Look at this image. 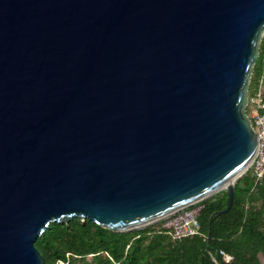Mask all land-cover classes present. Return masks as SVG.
Returning a JSON list of instances; mask_svg holds the SVG:
<instances>
[{
	"label": "water",
	"instance_id": "1",
	"mask_svg": "<svg viewBox=\"0 0 264 264\" xmlns=\"http://www.w3.org/2000/svg\"><path fill=\"white\" fill-rule=\"evenodd\" d=\"M263 34L264 0H0V264H44L73 218L124 233L220 191L229 212Z\"/></svg>",
	"mask_w": 264,
	"mask_h": 264
},
{
	"label": "trees",
	"instance_id": "2",
	"mask_svg": "<svg viewBox=\"0 0 264 264\" xmlns=\"http://www.w3.org/2000/svg\"><path fill=\"white\" fill-rule=\"evenodd\" d=\"M258 49L249 95L261 86L264 100V34ZM226 197L222 191L202 201L197 234L180 240L159 223L116 233L73 218L51 223L34 245L44 264H264V174L256 181L249 169L238 178L232 208L211 219L225 208Z\"/></svg>",
	"mask_w": 264,
	"mask_h": 264
},
{
	"label": "built area",
	"instance_id": "3",
	"mask_svg": "<svg viewBox=\"0 0 264 264\" xmlns=\"http://www.w3.org/2000/svg\"><path fill=\"white\" fill-rule=\"evenodd\" d=\"M262 91L261 86H259L254 94L249 95L248 92L245 107L246 116L258 140V150L250 167L256 181L260 180L264 174V100ZM201 203H196L161 220L158 222L160 229L166 231L170 237L176 240L197 234L198 217L203 208ZM224 259L228 262L230 257L224 256ZM58 264L64 263L59 262Z\"/></svg>",
	"mask_w": 264,
	"mask_h": 264
},
{
	"label": "rangeland",
	"instance_id": "4",
	"mask_svg": "<svg viewBox=\"0 0 264 264\" xmlns=\"http://www.w3.org/2000/svg\"><path fill=\"white\" fill-rule=\"evenodd\" d=\"M220 192H222V191H220ZM220 192H218V193H220ZM156 224V223H155ZM151 225H154V224H151ZM150 226V225H149ZM148 227V226H147ZM146 228V227H145ZM261 261L262 262H264V259L261 257Z\"/></svg>",
	"mask_w": 264,
	"mask_h": 264
}]
</instances>
